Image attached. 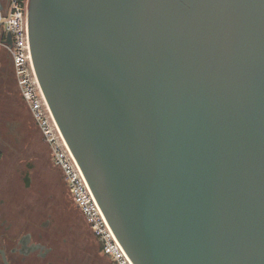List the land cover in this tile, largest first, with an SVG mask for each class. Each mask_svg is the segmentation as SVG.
I'll return each instance as SVG.
<instances>
[{
    "label": "water",
    "instance_id": "1",
    "mask_svg": "<svg viewBox=\"0 0 264 264\" xmlns=\"http://www.w3.org/2000/svg\"><path fill=\"white\" fill-rule=\"evenodd\" d=\"M26 25L131 263L264 264V0H28Z\"/></svg>",
    "mask_w": 264,
    "mask_h": 264
},
{
    "label": "built area",
    "instance_id": "2",
    "mask_svg": "<svg viewBox=\"0 0 264 264\" xmlns=\"http://www.w3.org/2000/svg\"><path fill=\"white\" fill-rule=\"evenodd\" d=\"M0 3V34L4 36L2 46L10 54L21 96L29 107L43 140L51 149L53 165L61 172L73 203L97 241L101 254L107 257L111 264H132L111 231L39 88L27 40L28 0H0ZM8 33L11 46L6 43Z\"/></svg>",
    "mask_w": 264,
    "mask_h": 264
},
{
    "label": "rangeland",
    "instance_id": "3",
    "mask_svg": "<svg viewBox=\"0 0 264 264\" xmlns=\"http://www.w3.org/2000/svg\"><path fill=\"white\" fill-rule=\"evenodd\" d=\"M11 61L6 50L0 48V134L7 137L9 144H13L16 138L18 142L15 145L31 159L35 158L39 168V186L42 187L40 196L43 203L39 211L45 212L46 208H50L54 223L63 228L60 242L65 239L66 243L60 250L69 256L66 264H111L101 254L80 211L69 197L61 172L52 163L51 149L43 140L29 107L22 100ZM1 178L5 191V177L1 175ZM45 219L44 216L41 218L42 221Z\"/></svg>",
    "mask_w": 264,
    "mask_h": 264
},
{
    "label": "flooded vegetation",
    "instance_id": "4",
    "mask_svg": "<svg viewBox=\"0 0 264 264\" xmlns=\"http://www.w3.org/2000/svg\"><path fill=\"white\" fill-rule=\"evenodd\" d=\"M17 142L14 138L9 144L0 134V264H66L69 256L60 250L66 243L60 242L63 228L54 223L50 208L39 211L43 201L36 160Z\"/></svg>",
    "mask_w": 264,
    "mask_h": 264
},
{
    "label": "trees",
    "instance_id": "5",
    "mask_svg": "<svg viewBox=\"0 0 264 264\" xmlns=\"http://www.w3.org/2000/svg\"><path fill=\"white\" fill-rule=\"evenodd\" d=\"M2 1H5V0H2ZM3 38H4V36H3V34H0V48H4L5 49V47H3L2 46V43H3ZM6 50V49H5ZM6 52H7V54H8V56L10 57V54L8 53V51L6 50ZM10 60H11V57H10ZM0 65H1V63H0ZM11 65H12V61H11ZM12 67H13V65H12ZM13 69V68H12ZM1 81V80H0ZM2 82V81H1ZM16 84H17V82H16ZM22 100H23V98H22ZM25 103V102H24ZM97 242V241H96ZM98 244V243H97ZM99 246V245H98ZM99 249H100V247H99Z\"/></svg>",
    "mask_w": 264,
    "mask_h": 264
}]
</instances>
